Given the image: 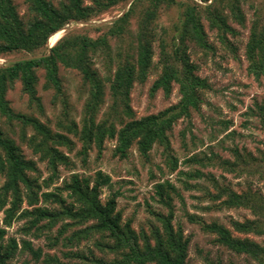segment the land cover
Wrapping results in <instances>:
<instances>
[{"label":"trees","instance_id":"obj_1","mask_svg":"<svg viewBox=\"0 0 264 264\" xmlns=\"http://www.w3.org/2000/svg\"><path fill=\"white\" fill-rule=\"evenodd\" d=\"M64 0L58 8L47 0H24L29 18L23 20L17 13L12 0H0V57L25 52L34 54L44 50L38 56L25 58L0 65V116L7 122L20 124V139L29 148L37 162L28 160L20 147L0 128V211L5 217L0 223V264H10L17 250L14 239L4 243L7 228L16 219H29V226L22 231L35 228L34 237L51 231L62 223L53 239H48L51 247L61 245L72 247L82 241H93V247L101 254L112 255L114 259L106 261L75 254L80 260L76 264H187L188 242L183 240L180 229L172 225L171 210L166 216H156L160 226L154 228L150 237L138 235L130 228V222L123 224L121 213L116 212V195L104 202L100 200L103 188L109 187L111 180L102 172L93 178L72 175L57 192H43L53 178H57L58 169L68 166L69 159L60 149H71L73 135L81 143L79 154L86 159L88 152L95 148L100 155L106 141H114V156L124 159L133 145L138 154L148 159L155 145L163 149L165 165L175 172L178 161L172 154L168 133L178 121L188 122L190 127L192 111H198L202 104V93L210 89L207 81L200 78L197 66L192 64L187 54V43H192L204 52H214L209 43L204 22L209 31L226 50L235 55L236 48L230 43L229 36L237 32L229 25L232 19L243 26L244 14L239 0ZM128 6L121 16L109 22H100L94 29L100 34L94 38L86 34L66 33L51 48L49 40L72 24L92 23L100 15L116 6ZM179 9V17L169 33L163 29L158 32L160 8ZM134 23H133V22ZM133 23V24H132ZM169 33V36H167ZM173 33V35H172ZM115 41V45L111 44ZM157 43V44H156ZM155 45L158 49V78L150 88V96L158 91L165 98L177 87L179 101L158 114L140 119L134 117L129 104V94L133 84L143 83L153 66ZM245 58L248 63V75L256 81L264 77V29L254 23L245 45ZM103 61L101 75L96 61ZM77 72L87 88L80 125L67 120L68 112L63 113L64 120L56 123L57 131L35 117L16 113L6 99V94L16 81H19L23 93L28 97L29 106H35L43 113L41 99L36 95L37 71L42 70L45 89H52L53 102L67 106L59 77V68ZM106 89L111 104L100 116L105 101ZM258 119L264 131V105L259 109ZM79 127V128H78ZM27 130L31 131L28 135ZM65 133V134H64ZM184 138V132H181ZM70 151V150H69ZM234 160H223L212 154L211 157L192 156L185 160L188 167L216 165L222 173L236 177L254 176L264 182V152L255 158L250 153L232 151ZM38 163L45 165L50 174L48 181L40 182ZM184 177L186 191L201 192L202 199L213 207L207 210H248L253 219L231 223L232 231L213 222L204 224L190 215L189 222L198 223L202 229L215 235V241L228 251L243 255L255 264H264V244L248 238L233 236L254 235L264 237V200L256 193H237L230 184L219 181L214 175L201 170L180 172ZM223 179V178H222ZM194 181V183H192ZM201 183H208L204 187ZM155 193L158 202L169 207L171 194L175 187L165 182L157 184ZM65 192L69 202L62 198ZM195 200L202 199L194 197ZM40 200L57 205L56 209L37 207ZM23 204L28 208L21 210ZM66 221L67 224H64ZM69 222V223H68ZM64 224V225H63ZM76 228L69 236L68 227ZM27 234V233H26ZM38 260L40 251H32L28 242H23ZM44 264H59L53 257L45 256Z\"/></svg>","mask_w":264,"mask_h":264},{"label":"rangeland","instance_id":"obj_2","mask_svg":"<svg viewBox=\"0 0 264 264\" xmlns=\"http://www.w3.org/2000/svg\"><path fill=\"white\" fill-rule=\"evenodd\" d=\"M18 15L23 19L29 18L27 5L24 0H12ZM55 8L64 2V0H47ZM181 1V0H178ZM85 5H89L88 0H84ZM240 8L244 14L245 22L243 26L237 25L232 19L229 25L237 32L236 36H229L230 43L236 48V54L232 55L219 44L216 33L209 31L207 23L204 27L207 33L208 41L215 48L214 52H204L192 43H187V54L192 64L197 66L196 74L205 79L210 86L209 90L202 93V104L198 111H192L190 127L186 121H178L173 129L168 133L172 148V154L178 161L175 172H171L165 165L163 149L155 145L150 152L149 158H142L133 145L124 159L114 156V141H106L102 153L99 155L95 148H92L86 157L79 154L81 143L73 135H68L73 142L71 149L61 148L69 159L68 166H61L57 172V178L43 188V192H57L56 188H62L64 182H68L72 175L82 177L95 176V173L102 172L110 177L109 187L102 189L100 200L104 202L113 194L116 195V212L121 213L123 224L130 222V228L138 235L145 234L150 237L154 228L160 226L156 219L158 214L166 216L171 210L173 214L172 225L175 230L181 231L183 240L188 242L187 264H255L248 257L236 255L226 248L220 246L215 241V235L206 232L198 223L189 222V216H195L204 224L216 222L231 228L234 221L242 222L245 219H253L248 210H207L213 207L202 199L201 192L186 191L184 189V177L180 172L192 170H201L204 173L214 175L219 181H225L230 184L237 193L251 191L256 193L264 200V182L258 180L256 175L236 177L222 173L216 165L201 169L200 166L188 167L185 160L196 156L198 158L211 157L212 154L223 160L233 161L232 151L237 149L240 153H250L253 157L259 158V154L264 152V131L260 125L258 115L259 109L264 105V77L256 81L248 75V63L245 58V45L249 36L250 28L254 23L264 29V0H239ZM128 6H116L100 15L92 23L72 24L59 34L57 38H51L48 43L51 48L66 33L86 34L92 38L98 36L100 32L94 29L99 22H109L121 16L127 10ZM160 17L158 19V32L162 30L167 32L173 30L174 24L179 17V9L162 6L160 8ZM133 22V21H132ZM134 23V22H133ZM132 23V24H133ZM167 33V36H169ZM162 38L165 35H161ZM173 35V33H172ZM111 44L114 46L115 41ZM157 44V43H156ZM155 45V55L153 66L150 69L147 78L143 83H134L129 94V104L134 117L140 119L148 115L158 114L159 112L175 105L179 101L177 87L174 86L171 96L167 99L161 91L154 96H150V88L153 82L159 76L157 69L158 49ZM44 50L34 54L25 52H15L0 57V65L8 64L20 59L31 58L43 53ZM96 68L102 72L103 61H96ZM59 77L62 82L64 93L67 97V106L63 107L61 103L52 101L54 91L45 89V79L42 70L37 71L36 95L41 99L43 113H39L35 106H29L28 97L23 93L21 84L16 81L6 94V99L10 107L16 113L32 116L49 126L54 132L57 131L56 123L64 120V110L68 112L67 120H72L78 126L82 117V110L87 88L83 85L81 76L72 70L59 68ZM111 104V100L106 89L105 101L100 111L102 116ZM0 128L20 147L23 155L28 160L37 162L29 148L21 141V126L16 122H7L0 116ZM79 128V127H78ZM28 135L30 130L26 131ZM184 132V138L181 135ZM65 134V133H64ZM70 150V151H69ZM40 171V182L48 181L50 174L45 165L38 163ZM223 178V179H222ZM168 182L175 187V192L171 194L169 207L159 203L154 187L157 184ZM194 183V181H192ZM2 179H0V185ZM204 187H209L208 183H201ZM62 198L69 202L65 192H62ZM194 197H200L202 201L195 200ZM37 207H44L52 210L57 205L50 202L44 203L40 200ZM30 209L23 204L21 210ZM5 215L0 211V223ZM29 219H16L11 227L7 228L6 238L14 239L17 244V250L10 264H44V257L56 258L59 264H76L80 260L75 258V254H81L90 258L91 252L95 258H104L106 261L114 259L112 255L102 256L93 247V241H82L79 245L65 247L61 242L57 247H51L48 239H53L57 235V230L62 223H59L51 233L44 231L40 237H34L35 228L29 232H23L24 226H29ZM69 223V222H68ZM64 224H67L66 221ZM63 224V225H64ZM65 236H69L76 228L68 227ZM233 236L248 238L256 243L264 244V237L254 235H239L233 233ZM23 242L30 244V249L40 251L41 256L35 259L32 252L23 245ZM84 264H90L88 261Z\"/></svg>","mask_w":264,"mask_h":264},{"label":"bare ground","instance_id":"obj_3","mask_svg":"<svg viewBox=\"0 0 264 264\" xmlns=\"http://www.w3.org/2000/svg\"><path fill=\"white\" fill-rule=\"evenodd\" d=\"M60 33H61V32H60ZM60 33L54 35L52 38H57V37L59 36ZM50 40H51V39H50ZM49 42H50V41H49Z\"/></svg>","mask_w":264,"mask_h":264}]
</instances>
